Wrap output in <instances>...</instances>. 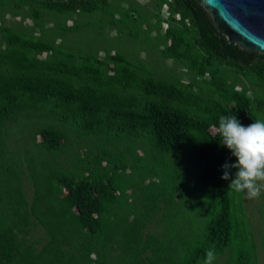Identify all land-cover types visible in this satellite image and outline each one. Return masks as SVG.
<instances>
[{
  "label": "trees",
  "instance_id": "1",
  "mask_svg": "<svg viewBox=\"0 0 264 264\" xmlns=\"http://www.w3.org/2000/svg\"><path fill=\"white\" fill-rule=\"evenodd\" d=\"M8 6L32 24L0 19V264H203L210 248L213 264L222 255L255 264L241 193L221 179L235 157L216 128L221 115L264 120V55L227 41L196 0H0V11ZM82 14L98 15L113 38L147 40L145 58L55 42L86 25L57 19ZM101 135L125 144L122 164L129 156L146 169L141 211L127 206L136 193L113 161L120 147H99ZM181 161L216 207L190 237L177 205ZM35 227L42 239L30 236Z\"/></svg>",
  "mask_w": 264,
  "mask_h": 264
},
{
  "label": "rangeland",
  "instance_id": "2",
  "mask_svg": "<svg viewBox=\"0 0 264 264\" xmlns=\"http://www.w3.org/2000/svg\"><path fill=\"white\" fill-rule=\"evenodd\" d=\"M132 1V0H130ZM140 3H147L149 6L152 2V0H136ZM122 4H125L124 1L121 2ZM11 7H3L0 11V19H3L4 23L6 25L14 26V28H21L22 26H31L32 21L25 15H19V16H12L11 15ZM19 21V22H18ZM65 22L66 24H73V23H84L86 22L85 26H82L77 31L72 32H66L62 36H58L55 40V42H62V45L66 49L70 50H98L97 54L99 56H102L104 51L103 47L108 46L109 48L113 49L115 47H120L122 51L124 52V55L130 59H138V56L145 58V54L147 53V49L149 48V43L145 39L140 40H132L129 37L121 38L120 40L117 38L111 37L114 34V31L111 30V34L106 32V29H101L100 26V17L98 15H84L82 16H71L66 18H58L57 22ZM45 26L47 27H54L55 22L54 20H51L50 18H47L45 21ZM147 28H149L148 23L146 24ZM17 30V29H16ZM98 30V31H97ZM153 33V32H152ZM34 35H39V32H35ZM44 36L47 37V32L44 34ZM115 45V46H114ZM113 49L110 50V52L113 51ZM41 57H44V55H40ZM173 62L171 60L166 61V65L172 66ZM161 66V65H159ZM39 123V122H37ZM36 123V124H37ZM19 133L16 132L14 134V137L18 136ZM98 137V146L100 147L104 143L110 147V149H115V147H120L118 151L116 149L114 152V160L116 163L120 164L121 161H124V157L121 155L122 152H125V144L120 141H111L110 137L105 135L96 136ZM39 138V137H38ZM30 137L26 140L29 142ZM107 139L108 141L106 142ZM110 140V142H109ZM73 141V140H71ZM15 140L11 139L10 146H15ZM87 144V143H86ZM117 144V145H116ZM25 141H21V149L26 146ZM73 147V146H71ZM82 151V148L80 149V152ZM79 152V154H80ZM127 163L120 164V172L121 175H123V178L125 180H129L130 188H134V191L136 193L135 196L130 195V200L127 202V206L136 210L141 211L142 210V190L144 188L143 185H146L149 177L146 176L147 171L144 169L142 172V168L139 167L135 169V167H132V165H135L136 162L133 159H130L129 156L125 157ZM184 164L181 162H178L175 169L178 170L177 174H180L182 172V175L176 176L178 181V186L180 187V191L182 193L181 196V203L177 204L179 207H181L180 210L185 212L184 218L187 223V230L189 234L187 235L190 237V235H194L195 233H201L204 229V225L208 218L213 214L215 211V206H208L206 196L201 195L199 192H196L194 190V186L191 181L190 176V167L189 164L185 161H183ZM126 166V168H124ZM184 169L179 173V169ZM144 168V167H143ZM175 171V170H173ZM141 175L145 177L146 180L142 183ZM148 177V179L146 178ZM23 189L26 192L27 199H30L31 196V186L27 179H24L23 181ZM129 191V190H128ZM157 189H155V192ZM242 206L245 210V213L249 219L250 222V228L252 232L253 241L256 244V257H255V264H264V246H263V237H264V192H262L261 196L257 199H248L244 193H241L240 197ZM173 216H171L169 222H167L166 226H170L174 223V212L172 213ZM190 227H192L193 231L191 232ZM149 228H153L152 224H150ZM197 234V235H199ZM196 235V236H197ZM30 236L32 238H40L42 239L44 237L43 232L40 227H35L32 229ZM196 236L189 238L190 242H194L193 239L196 238ZM29 237V236H28ZM177 245H179L180 239L176 240ZM226 256L222 255L220 256V262L225 260ZM224 263V262H223Z\"/></svg>",
  "mask_w": 264,
  "mask_h": 264
},
{
  "label": "clouds",
  "instance_id": "3",
  "mask_svg": "<svg viewBox=\"0 0 264 264\" xmlns=\"http://www.w3.org/2000/svg\"><path fill=\"white\" fill-rule=\"evenodd\" d=\"M220 144L226 147L234 163L225 162L221 179L229 180V187L244 193L248 199H257L264 192V120H255L244 126L235 115H221L216 128ZM231 169H236L234 173ZM214 249L205 253L203 264H213Z\"/></svg>",
  "mask_w": 264,
  "mask_h": 264
},
{
  "label": "water",
  "instance_id": "4",
  "mask_svg": "<svg viewBox=\"0 0 264 264\" xmlns=\"http://www.w3.org/2000/svg\"><path fill=\"white\" fill-rule=\"evenodd\" d=\"M229 42L264 55V0H196Z\"/></svg>",
  "mask_w": 264,
  "mask_h": 264
}]
</instances>
